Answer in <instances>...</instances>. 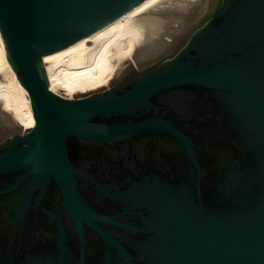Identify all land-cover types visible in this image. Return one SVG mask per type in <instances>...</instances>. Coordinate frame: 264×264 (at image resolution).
I'll use <instances>...</instances> for the list:
<instances>
[{"label":"water","instance_id":"water-1","mask_svg":"<svg viewBox=\"0 0 264 264\" xmlns=\"http://www.w3.org/2000/svg\"><path fill=\"white\" fill-rule=\"evenodd\" d=\"M143 1L0 0L5 59L34 119L22 130L0 95V136L13 132L0 141V264H264V0H201L161 51L105 88H50L44 55ZM145 133L171 136L175 172L106 193L119 213L90 204L71 143L133 145ZM53 184L63 213L43 209L53 232L29 231Z\"/></svg>","mask_w":264,"mask_h":264},{"label":"bare ground","instance_id":"bare-ground-1","mask_svg":"<svg viewBox=\"0 0 264 264\" xmlns=\"http://www.w3.org/2000/svg\"><path fill=\"white\" fill-rule=\"evenodd\" d=\"M200 1L145 0L99 31L44 55L50 88L68 98L105 88L127 65L138 67L161 51ZM0 95L22 130L32 127L30 102L5 59L1 34Z\"/></svg>","mask_w":264,"mask_h":264},{"label":"flooded vegetation","instance_id":"flooded-vegetation-1","mask_svg":"<svg viewBox=\"0 0 264 264\" xmlns=\"http://www.w3.org/2000/svg\"><path fill=\"white\" fill-rule=\"evenodd\" d=\"M12 133L1 135L0 141ZM154 137L155 139L151 133H145L138 136L133 145L130 143L117 146H93L72 142L69 160L76 175L77 169L82 172V178H79L80 190L86 200L101 211L116 214L121 211L120 205L107 197L106 193H112L116 186L126 188L130 184L135 185L145 175L147 180H150L152 172L157 168L160 171L166 169V174L174 173L175 167L183 161L182 155L169 134L160 133ZM17 179L16 174L8 176L10 183ZM23 185H19L17 190L11 192L10 201L19 196ZM36 195L37 192H34L32 197ZM61 200L62 195L58 187L51 185L43 196V208L39 210L32 208L30 211L29 221L24 222L27 229L31 231L36 227L42 234L53 232L52 222L43 209L56 214L59 208V212L63 213Z\"/></svg>","mask_w":264,"mask_h":264},{"label":"rangeland","instance_id":"rangeland-1","mask_svg":"<svg viewBox=\"0 0 264 264\" xmlns=\"http://www.w3.org/2000/svg\"><path fill=\"white\" fill-rule=\"evenodd\" d=\"M112 81H113V79H112ZM111 83V82H110ZM109 85V84H108ZM106 87V86H105ZM104 87H102V88H99V89H103ZM99 89H96V90H99ZM96 90H93V91H96ZM90 92H92V91H90ZM86 93H89V92H86ZM86 93H83V94H86ZM80 95H82V94H80ZM76 96H79V95H76ZM75 97V96H74Z\"/></svg>","mask_w":264,"mask_h":264}]
</instances>
